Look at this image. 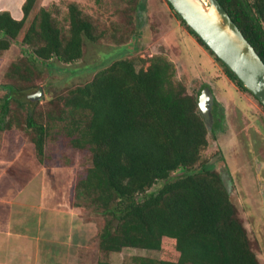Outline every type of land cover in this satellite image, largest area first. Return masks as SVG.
Here are the masks:
<instances>
[{"label":"trees","instance_id":"trees-1","mask_svg":"<svg viewBox=\"0 0 264 264\" xmlns=\"http://www.w3.org/2000/svg\"><path fill=\"white\" fill-rule=\"evenodd\" d=\"M218 1L264 62V0ZM35 2L23 1L19 19L8 10L0 11V53L17 42L29 48L30 62L54 57L73 63L83 56L85 40L97 42L102 37L77 3H68L67 27H63L50 10L35 9ZM166 2L197 42L214 55L227 78L253 96ZM143 4L135 0L132 6L134 31ZM139 60L148 62L147 66L137 68L130 57L115 59L61 97L65 116L59 119L65 121L70 145L91 154L85 175L75 181L74 197L83 211L92 207L104 220L96 236L98 249L104 253L129 247L163 252L156 259L134 256L131 264H261L230 199V176L200 161L208 145L207 134L214 135L223 124L221 103L213 99V122L208 128L197 105L200 91L208 84L190 94L166 55ZM22 65L21 71L13 64L10 75L28 81L35 66ZM6 86L9 92L0 102V131L20 127L10 117L15 86ZM19 103L26 106L25 127L35 130L32 142L42 161L46 127L34 122L31 99L25 97ZM158 182L160 186L149 191ZM165 240L171 248H163ZM96 264L110 262L102 259Z\"/></svg>","mask_w":264,"mask_h":264},{"label":"rangeland","instance_id":"rangeland-1","mask_svg":"<svg viewBox=\"0 0 264 264\" xmlns=\"http://www.w3.org/2000/svg\"><path fill=\"white\" fill-rule=\"evenodd\" d=\"M23 1L0 0V11L8 10L19 19ZM142 1L144 4L137 15L139 26L134 31L132 6L135 0H36L34 8L50 10L56 23L63 27H67L68 3H77L102 37L97 42L85 40L83 56L73 63H63L54 57L44 62H30L29 48L17 42L0 53V102L9 92L6 85L13 84L10 117L13 123L20 124V127L0 131V172L1 168L14 169L12 173L0 174V178H18L23 183L41 182L42 176L34 174L43 166L51 168L54 174L57 172L53 177L68 186L83 177L91 164V154L88 149L70 145L63 128L65 121L59 119L65 116L61 113V97L68 89L89 81L96 71L115 59L134 58L137 68H145L148 62H141L139 58L147 61L150 56L161 53L174 62L176 78L188 93L195 94L203 81H207L212 94L217 95L213 94L214 98L223 107V124L214 135L207 134L208 145L202 150L200 161H208L225 177L230 176V199L243 220L254 252L264 264V109L254 96L240 91L223 75L222 65L174 16L166 0ZM25 63L35 66L31 79L11 77V66L16 64L22 71ZM39 87L42 94L31 100L35 103L31 109L34 122L46 127L42 161L37 158L32 142L35 130L25 127L26 106L19 103ZM218 95L225 97L227 102H220ZM18 168H28L27 175L16 174ZM45 173V177L52 179L48 171ZM160 184L156 183L149 191H155ZM80 203L85 204L84 200ZM84 208L86 217H92L100 228L103 218L92 207ZM171 246L164 241L163 248ZM85 254L92 264L102 259L110 264H131L134 256L156 259L161 258L163 252L129 247L104 253L96 243V247L94 245Z\"/></svg>","mask_w":264,"mask_h":264},{"label":"crops","instance_id":"crops-1","mask_svg":"<svg viewBox=\"0 0 264 264\" xmlns=\"http://www.w3.org/2000/svg\"><path fill=\"white\" fill-rule=\"evenodd\" d=\"M46 168L35 170L41 182L0 178V264H92L85 253L96 247L97 222L76 205L75 182L69 187ZM11 169L1 168L0 174L14 172ZM26 172L28 168H18L16 174Z\"/></svg>","mask_w":264,"mask_h":264},{"label":"water","instance_id":"water-1","mask_svg":"<svg viewBox=\"0 0 264 264\" xmlns=\"http://www.w3.org/2000/svg\"><path fill=\"white\" fill-rule=\"evenodd\" d=\"M204 44L264 106V62L218 0H167ZM42 89L27 97L35 99ZM214 96L209 87L198 95V109L208 128Z\"/></svg>","mask_w":264,"mask_h":264}]
</instances>
